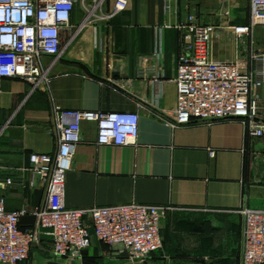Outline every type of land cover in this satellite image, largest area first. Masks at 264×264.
<instances>
[{
    "label": "crops",
    "instance_id": "obj_1",
    "mask_svg": "<svg viewBox=\"0 0 264 264\" xmlns=\"http://www.w3.org/2000/svg\"><path fill=\"white\" fill-rule=\"evenodd\" d=\"M226 1L217 0L219 13ZM185 2L166 7L163 0H127L126 9L114 14L116 0H104L97 10L76 0L61 57L43 59L44 67L51 66L50 83L33 90L19 79L0 78V182L12 181L0 190L6 210L30 214L45 202L43 191L30 187L28 157L56 152L55 107L139 115L133 147L98 146L95 124H82L65 176L67 208L133 203L167 209L163 247L147 259L129 260L94 237L80 258H56L43 235L24 264H242L240 212L264 211V137H250L239 120L172 124L176 26L187 17ZM221 15L219 25H246L249 6L245 24L237 23V13L230 22ZM245 53L229 33L218 34L208 50L213 60ZM258 97L264 119V86ZM33 223L28 215L20 228ZM84 223L92 236L90 218Z\"/></svg>",
    "mask_w": 264,
    "mask_h": 264
},
{
    "label": "built area",
    "instance_id": "obj_2",
    "mask_svg": "<svg viewBox=\"0 0 264 264\" xmlns=\"http://www.w3.org/2000/svg\"><path fill=\"white\" fill-rule=\"evenodd\" d=\"M97 10L104 0H88ZM175 0H163L168 7ZM76 0H0V78L19 79L31 89L50 83L51 66L45 57L57 60L63 52V36L72 29ZM246 25L205 24L187 15L180 32L176 60V104L172 124L213 123L239 120L250 137H264V119L259 115L258 90L264 86V0H248ZM127 0H116L114 14L125 10ZM227 21L229 14L226 12ZM255 29L260 34L254 38ZM229 33L245 55L229 60L208 56L212 41ZM58 147L53 154L28 157L30 187L39 188L44 204L31 212L8 211L0 195V264H24L43 235L50 237L56 258L75 259L94 237L109 247H123L129 260H144L163 247L161 225L167 209L162 206L128 204L90 209H70L65 204V176L81 142V126H96L98 146L133 147L137 143V113L53 110ZM214 155L210 152V156ZM12 184L0 182V190ZM242 264H264V211L244 208ZM33 226L20 228L26 216ZM90 218L93 235L84 223Z\"/></svg>",
    "mask_w": 264,
    "mask_h": 264
},
{
    "label": "rangeland",
    "instance_id": "obj_3",
    "mask_svg": "<svg viewBox=\"0 0 264 264\" xmlns=\"http://www.w3.org/2000/svg\"><path fill=\"white\" fill-rule=\"evenodd\" d=\"M192 1V4H190L187 0L185 2L184 9L186 10L187 15L194 14L200 21L202 20L203 22H205V24H212L219 27L220 25L216 22V18L219 17V15L222 16L221 14L226 12L231 18L235 13H237L239 18H237L236 21L239 24H245L247 22L246 10L248 7V0H227L222 13H219V9L221 6H218L217 0ZM230 25L234 24L231 23ZM254 38L256 41H259L260 39V34L257 29H255Z\"/></svg>",
    "mask_w": 264,
    "mask_h": 264
},
{
    "label": "water",
    "instance_id": "obj_4",
    "mask_svg": "<svg viewBox=\"0 0 264 264\" xmlns=\"http://www.w3.org/2000/svg\"><path fill=\"white\" fill-rule=\"evenodd\" d=\"M114 250H115V251L123 250V247H122V246L114 247Z\"/></svg>",
    "mask_w": 264,
    "mask_h": 264
}]
</instances>
